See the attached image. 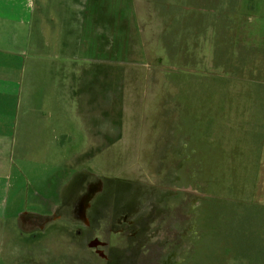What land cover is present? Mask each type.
I'll use <instances>...</instances> for the list:
<instances>
[{
	"label": "rangeland",
	"instance_id": "rangeland-1",
	"mask_svg": "<svg viewBox=\"0 0 264 264\" xmlns=\"http://www.w3.org/2000/svg\"><path fill=\"white\" fill-rule=\"evenodd\" d=\"M129 1L113 28L103 26L114 33L100 40L104 32L96 29L91 48L93 62L134 68L126 75L143 82L138 119L128 116L126 106L125 119L116 121L122 125L116 149L76 152L75 162L81 157L84 164L61 172V210L68 206L64 199L76 201L88 185H101L83 220L91 227L80 233L81 223L63 216L60 240L53 243L43 235L48 245L40 247L44 252L37 264H52L48 253L55 264H172L187 254L188 264H259L261 255L253 252L260 240L255 221L236 238L242 210L236 206L250 203L249 214L255 212L252 201L258 207L264 203V148L261 157L258 142L264 139V47L251 39V31H259L248 13L241 15L243 0L232 5L229 0ZM183 2L185 27L179 30L180 13L168 8ZM255 3L264 17V0H250V10ZM106 11L92 9V15L103 17ZM194 24L195 33L203 26L197 37ZM220 53L221 59L223 53L240 55L244 69L222 64L227 73L212 70ZM193 56L200 69L174 65ZM204 76L218 79L195 82ZM242 154L235 168V157ZM23 162L30 172L36 170L32 162ZM257 163L261 169L253 185ZM176 190L182 191L177 197ZM218 194L223 199L215 202ZM209 219L210 236L204 230ZM238 242L242 245L235 246Z\"/></svg>",
	"mask_w": 264,
	"mask_h": 264
},
{
	"label": "crops",
	"instance_id": "crops-1",
	"mask_svg": "<svg viewBox=\"0 0 264 264\" xmlns=\"http://www.w3.org/2000/svg\"><path fill=\"white\" fill-rule=\"evenodd\" d=\"M249 1L240 3V13H248L259 31H251L252 42L264 47V17L257 3L249 9ZM129 3L0 0V264H37L44 252L40 247L48 245L43 235L53 243L60 240L64 226L58 221L63 216L70 223L79 221L80 233L91 227L83 221L89 217L90 205L83 217L77 215L84 193L76 201L64 199L68 206L60 209V175L84 164L81 157L75 162L76 152L116 149L117 137H122V125L116 121L125 119L126 106L128 116L138 119L143 82L126 75L134 68L92 61L96 29L104 32L100 40H108V34L114 32L104 27L113 28ZM96 8L110 11L95 18L92 9ZM101 47L108 52L106 44ZM260 146L262 157L264 139ZM24 159L36 170L30 172ZM216 198L221 200L220 195ZM257 204L252 201L253 213L246 212L250 203L245 204V210H238L241 226L236 238L245 235L255 221L260 240L253 252L261 255L257 263L264 264V203ZM47 257V263L55 264L50 253Z\"/></svg>",
	"mask_w": 264,
	"mask_h": 264
},
{
	"label": "trees",
	"instance_id": "trees-1",
	"mask_svg": "<svg viewBox=\"0 0 264 264\" xmlns=\"http://www.w3.org/2000/svg\"><path fill=\"white\" fill-rule=\"evenodd\" d=\"M177 1V0H176ZM234 1L235 0H229L228 1V3H229V5H232L233 3H234ZM184 4H187V2H183V4H179V5H176L175 7H171V9L170 8H168L170 11H173V9H175L177 12H179L180 14V17L177 19V20H175V24L177 23V26H179V30H180V27H182L183 26V28L185 27V25H183L182 24V22H183V19H184V17H185V11L184 10H186V9H184ZM253 8V7H252ZM234 8L233 7H231L230 8V10H233ZM174 10V11H175ZM201 12V11H200ZM202 14V13H201ZM202 16H203V14H202ZM198 16H197V14H195L194 15V19H196ZM203 19H204V17H203ZM223 20V19H222ZM216 21L218 22V20L216 19ZM221 22V20H219V22L218 23H220ZM193 28H194V30H193V34L195 35V37H197V35H198V33L201 31V29H202V27L201 28H199V32L198 33H195V32H197V31H195L196 30V24H194L193 26H192ZM182 28V29H183ZM228 28V27H227ZM176 30H178V29H176ZM191 50L193 51V53H194V48H193V46H192V44H191ZM196 52H197V49H196ZM195 52V53H196ZM220 55H221V53L219 54V56H218V58H217V61L219 62V63H217L216 65H215V68H213L212 70H219V69H225V66L224 65H226V67L227 68H230L231 70L232 69H234V70H242V69H244L243 68V65H244V59L239 55V56H237V57H234V54L232 53V56L230 57L229 56V53H223V58L221 59L220 58ZM195 58V56H193V58H190V60L188 61V62H186V60H182V59H178L179 61H176L175 63H174V65H177V66H180V64L179 63H182V66H186V67H188V68H191V69H193L194 71L195 70H197V69H200V67H198L197 65H193V63L191 62V59H194ZM225 58H227V61H225ZM172 61L174 60V58H172L171 59ZM180 60H182V61H180ZM228 60H229V64H228ZM168 62H170V60L168 61ZM221 63V64H220ZM236 63V64H235ZM243 63V64H242ZM222 64H224V65H222ZM225 73H227L226 72V70H225ZM227 76H228V74H227ZM225 77V76H224ZM223 78V77H222ZM218 78H216V77H214V78H211V77H199V78H196V80H195V82H202V81H204V80H206V81H209V80H217ZM225 80V79H224ZM228 82H230V80H227ZM253 88L254 87H251L250 88V91L252 92V90H253ZM251 95V93L249 92V96ZM258 142H260L261 143V139H259V141ZM243 157V154H242V156L240 157V158H236L235 157V163H236V166H235V164H234V166H235V168H237V167H239L240 166V164H241V160H240V163H239V159H241ZM255 169H253V171H255L256 170V175L254 176V178H253V185H255V182H256V177H257V173H258V163L256 164V165H254L253 166ZM219 182H220V179H219ZM216 183H217V185H219L218 186V188H222L223 187V185H221V184H218V182L216 181ZM220 193V192H219ZM218 195H220V194H218ZM218 195H217V197H218ZM225 197H230V196H225ZM220 198H223L222 196H220ZM215 202H218V200H217V198L215 197ZM228 206V205H227ZM238 206H240L241 207V209H242V211L243 210H245L246 209V206H245V204L244 205H238ZM237 206V207H238ZM223 207H226L225 205L223 206ZM229 207V206H228ZM218 228H219V226L217 225L216 227H215V230H218ZM204 230H205V232H206V234H208L209 236H210V233H208V232H212V226H211V221H210V219L208 220V224L204 227ZM212 234H213V232H212ZM207 235V236H208ZM212 236V235H211ZM218 238H219V236H218ZM196 241V240H195ZM194 241V242H195ZM196 244H198V242L197 243H195V245ZM240 245H242L241 243H239ZM238 243L235 245V246H238L239 245ZM195 251H196V253H197V248H195ZM219 253L220 254H227L228 253V251H224V250H222V251H219ZM196 256H197V254H196ZM191 263H193V264H198V261L196 260L195 261V263L194 262H192L191 261Z\"/></svg>",
	"mask_w": 264,
	"mask_h": 264
},
{
	"label": "bare ground",
	"instance_id": "bare-ground-1",
	"mask_svg": "<svg viewBox=\"0 0 264 264\" xmlns=\"http://www.w3.org/2000/svg\"><path fill=\"white\" fill-rule=\"evenodd\" d=\"M101 188V185L98 184H93V185H89V188L87 189L86 193L83 194V196L80 198L78 204H77V208L79 209V211L77 212V215L79 217H83V212L85 211V209L87 208V206L89 205V201H91L96 193V191H98Z\"/></svg>",
	"mask_w": 264,
	"mask_h": 264
},
{
	"label": "flooded vegetation",
	"instance_id": "flooded-vegetation-1",
	"mask_svg": "<svg viewBox=\"0 0 264 264\" xmlns=\"http://www.w3.org/2000/svg\"><path fill=\"white\" fill-rule=\"evenodd\" d=\"M89 188V185H88V187H87V189ZM99 191V190H98ZM97 191V192H98ZM176 192V194H175V197H177L178 195H180L181 193H182V191L181 190H176L175 191ZM86 193V192H85ZM84 193V194H85ZM95 195H96V193H95ZM95 195H94V197H95ZM80 197V196H79ZM92 201V200H91ZM101 219H100V228L102 229V231H107V226L106 225H102L101 224ZM105 228V229H104ZM101 231V232H102ZM197 233V232H196ZM194 242V240L192 241V243ZM88 243H90V242H88ZM102 244V243H101ZM102 245H104V244H102ZM180 262H178V261H173V263L172 264H188V254L183 258V257H181L180 258Z\"/></svg>",
	"mask_w": 264,
	"mask_h": 264
}]
</instances>
